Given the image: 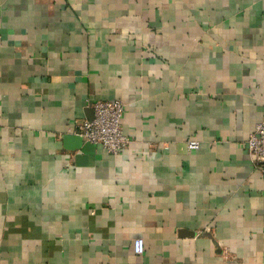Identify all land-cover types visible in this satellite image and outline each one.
I'll return each mask as SVG.
<instances>
[{"label": "crops", "instance_id": "0c3cea01", "mask_svg": "<svg viewBox=\"0 0 264 264\" xmlns=\"http://www.w3.org/2000/svg\"><path fill=\"white\" fill-rule=\"evenodd\" d=\"M263 115L264 0H0V264H264Z\"/></svg>", "mask_w": 264, "mask_h": 264}, {"label": "built area", "instance_id": "2783aa9c", "mask_svg": "<svg viewBox=\"0 0 264 264\" xmlns=\"http://www.w3.org/2000/svg\"><path fill=\"white\" fill-rule=\"evenodd\" d=\"M87 105L92 109V117L74 119L72 132L79 135L83 141L99 145L112 155L124 152L133 138L125 134L122 128L124 103L119 99H95L88 100ZM245 145L254 168L264 176V115L248 134ZM198 147L199 143L196 140H186L188 152ZM132 248L134 253L142 254L144 252L143 240L134 239Z\"/></svg>", "mask_w": 264, "mask_h": 264}, {"label": "water", "instance_id": "95a60500", "mask_svg": "<svg viewBox=\"0 0 264 264\" xmlns=\"http://www.w3.org/2000/svg\"><path fill=\"white\" fill-rule=\"evenodd\" d=\"M90 109L91 115L88 116V118L92 117V109ZM63 142L65 144V147L69 149H75V148H80L83 146L84 141L79 135L73 134V133H66L63 136Z\"/></svg>", "mask_w": 264, "mask_h": 264}]
</instances>
